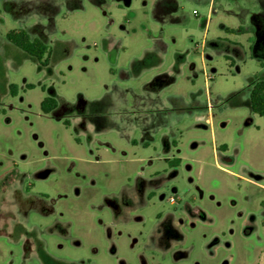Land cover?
I'll use <instances>...</instances> for the list:
<instances>
[{
	"label": "rangeland",
	"instance_id": "obj_1",
	"mask_svg": "<svg viewBox=\"0 0 264 264\" xmlns=\"http://www.w3.org/2000/svg\"><path fill=\"white\" fill-rule=\"evenodd\" d=\"M256 77L264 0H0V264H264Z\"/></svg>",
	"mask_w": 264,
	"mask_h": 264
},
{
	"label": "trees",
	"instance_id": "obj_2",
	"mask_svg": "<svg viewBox=\"0 0 264 264\" xmlns=\"http://www.w3.org/2000/svg\"><path fill=\"white\" fill-rule=\"evenodd\" d=\"M7 40L33 58L40 67H48L51 49L43 40L32 37L24 29L10 31ZM10 90L11 94L15 95L16 87L11 86ZM250 106L253 113L264 116V78H255L250 93ZM58 108V101L52 97L42 103V110L47 115L55 113Z\"/></svg>",
	"mask_w": 264,
	"mask_h": 264
},
{
	"label": "crops",
	"instance_id": "obj_3",
	"mask_svg": "<svg viewBox=\"0 0 264 264\" xmlns=\"http://www.w3.org/2000/svg\"><path fill=\"white\" fill-rule=\"evenodd\" d=\"M161 54L162 53L158 49H153L152 51H146V53L144 54V57L134 63L132 70H131L133 77H140L145 71H147L152 66V65H148L146 67V65H145L141 68H136V65L138 63H140V61H145L146 58H154L155 59L154 62H156L155 65H160L162 62ZM128 76H130V75L128 74ZM166 76H168V75H166V74L165 75H159L156 78L157 79H163Z\"/></svg>",
	"mask_w": 264,
	"mask_h": 264
},
{
	"label": "built area",
	"instance_id": "obj_4",
	"mask_svg": "<svg viewBox=\"0 0 264 264\" xmlns=\"http://www.w3.org/2000/svg\"><path fill=\"white\" fill-rule=\"evenodd\" d=\"M171 202H174V200H173V199H171Z\"/></svg>",
	"mask_w": 264,
	"mask_h": 264
}]
</instances>
